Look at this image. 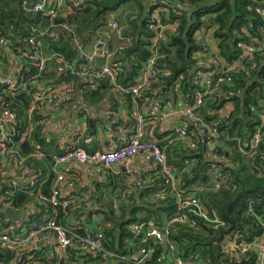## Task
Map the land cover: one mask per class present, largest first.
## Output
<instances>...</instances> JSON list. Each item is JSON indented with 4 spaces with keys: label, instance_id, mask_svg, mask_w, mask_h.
<instances>
[{
    "label": "trees",
    "instance_id": "1",
    "mask_svg": "<svg viewBox=\"0 0 264 264\" xmlns=\"http://www.w3.org/2000/svg\"><path fill=\"white\" fill-rule=\"evenodd\" d=\"M36 1L0 0V40H6L15 52L21 49V52H25L29 58L30 45L25 39L36 37L43 44L48 57L46 67L41 72L29 58L28 68L20 73L24 79L40 84L47 81L49 85L66 83L70 86L71 94L76 91L75 75L79 76V65L84 62L79 45L83 46L94 39L96 32L106 25L107 13L126 2L135 4L137 14L131 18L129 27L131 30H124L126 35L132 36V43L121 52H116L111 63L115 71L116 83L112 84L107 78L97 77L93 73L91 77H81L78 90H83L91 100L98 101L99 97L102 99L106 96L113 85L126 88L148 59L151 34L147 29L149 16L146 15V11L148 8L153 10L155 3L160 0H81V2L75 0L76 5L59 13L58 25L43 13L29 10L30 5ZM168 1L177 10V14L170 11L163 16L166 20L176 21L178 27L176 31L169 33L167 42L159 49L157 67L166 74L159 76L146 96L155 100L159 97L163 102L177 101L180 98L191 104L196 93L207 92L203 96L199 114L206 124L219 119L218 137L213 138L207 134L199 136L195 149L186 147L180 141L176 144L179 145L178 149L174 146L173 151L172 145L167 147L162 144L169 164L175 168L177 176L181 179L175 188L191 189L199 183L205 184L210 179L209 170H218L224 178L219 191L214 194L206 192L199 196L207 197L206 202L219 211L225 227L233 225L231 234H237L238 241L251 243L260 237L264 229L259 222V219L264 222V205L261 203L264 195H258L256 192L243 195L235 204L224 210V216L221 207L234 199L242 188L264 191V140L257 145L255 153L247 155L248 151H252L250 141L260 123V105L264 101V49L255 53L254 59L243 65L248 71L247 74L243 69L227 73H216V71L222 63L230 64L238 58L239 50L236 47L238 41H247L252 37L261 38L260 17L255 10L259 5H264V0ZM51 24L53 27L49 28ZM63 24L72 31L63 29ZM48 28L45 35H40L41 31ZM203 29L211 31L215 62L209 59L210 50L206 47L205 41L199 39ZM52 32L57 34L58 39L50 35ZM204 75L208 78L202 80ZM218 77H223L224 80L217 84L214 91L209 92L211 88L206 86L207 80L213 79L215 84ZM91 85H96L97 89H91ZM100 89L103 90L101 95L98 93ZM126 96L131 97L128 93ZM222 96L225 99L220 102ZM30 103L31 97L28 93L8 92L0 85V113L5 110L16 114V121L9 129L11 131L8 138L13 142L18 153L26 157L27 163L39 173L38 181L33 188L24 185L22 189L16 190L10 187L8 182L11 177L8 176V167H3V171H0V229L9 223H14L13 220L5 217L7 208H3L5 203L3 196L11 201L8 210L20 214L30 205L40 204L37 196H49L51 192L53 178H48L46 182H42V179L45 173L43 164L50 166L49 157L52 153L44 148L43 117L39 112H35L29 121ZM140 103L141 101H138V104ZM226 104L230 105L228 111L224 115H219L218 111ZM30 122L32 126L30 134L26 139L20 140L19 136H15L17 130H24ZM195 128L193 124L187 130L192 131ZM38 150L45 153L44 159L33 157ZM122 188L125 189L123 194L119 192V196H116L120 199L116 200V209L111 200L105 202L100 197L95 209L92 207L93 209L88 212V218L94 213L100 212L103 215L102 223L97 229L104 235V248L116 254L125 253L123 240L132 237L127 226L137 219L136 214L139 211L146 212L148 217L159 223L162 214L167 218L178 213L177 191L167 179L156 173L154 177L151 176L150 182L138 196L135 192H127V187ZM42 204L46 205L47 202ZM250 206L253 211L248 210ZM78 212L80 213L81 210L75 207L74 203L65 211L58 207L55 219L64 225L57 217L63 218L70 213L80 215L77 214ZM32 216L28 215L27 219L41 220L42 217ZM192 220V226L176 225L172 239L177 242L184 257L200 253L204 259L202 264H215V249L208 244V241L216 236V229L206 225L201 218L194 217ZM75 232L89 234L90 230L77 228ZM150 247H155L156 252L159 250L152 241L146 243V248L150 249ZM250 250L248 249L240 257L222 252L220 264H253L256 254ZM156 252L145 264H158ZM67 254L70 256L69 259L62 260L59 264H74L78 260H92L98 264H122L113 260H104V257L98 253L80 250L75 244L69 247ZM29 255L36 260H31L30 264L52 262L49 258H43L39 251L33 253L25 251L21 259L28 262ZM94 255L98 257L94 258ZM19 257L17 250L2 247L0 242V264H8L18 260Z\"/></svg>",
    "mask_w": 264,
    "mask_h": 264
},
{
    "label": "built area",
    "instance_id": "2",
    "mask_svg": "<svg viewBox=\"0 0 264 264\" xmlns=\"http://www.w3.org/2000/svg\"><path fill=\"white\" fill-rule=\"evenodd\" d=\"M74 5H76L75 0H37L30 5L29 10L34 13H43L58 25L60 24L57 23L59 13ZM155 5V9L151 10L147 20V29L151 34L149 57L143 63L135 78L128 83V86L126 88L121 87L122 91L130 94L132 99L137 103L141 101L139 104L140 111L136 116L134 127L130 130L126 129L122 131L121 142L117 147L111 150L97 152L86 151L78 141L80 132L75 131L70 135L71 141L68 145L50 155L54 174L51 183V192L49 196L39 195L37 199L40 204L47 202L46 205L42 204L43 208L46 209V212L49 211L52 214L44 217L42 220H36L34 218L28 220V213H20L18 215L21 216L17 221L9 223L0 229L1 246L15 251L17 250L20 256L18 260L8 264H30L31 260L36 261L35 258H32V255L27 257L29 259L28 262L21 259V257L25 251L32 253L38 251L40 243L44 239H50L51 235L54 237V243L47 258L51 259L54 264H59L62 260L68 259L67 252L72 244H75L80 250L98 253L106 260H113L122 264H145L156 252L155 247H150V249L146 248L148 241H152L154 245L159 247L158 252H156V261L158 264H196L198 262L202 264L204 259L200 253H196L191 257H184L183 253H181L177 242L172 239L175 226H192L193 220L191 221V219L195 217L203 219L206 225L216 230L219 227L228 228L221 221L219 211L206 202L207 197L200 198L199 196L202 193L214 194L219 191L222 186V179L224 178L216 169L209 170L210 179L205 184L199 183L191 189H176L174 187V190L177 191L178 213L167 217L165 222L161 221L159 223L151 217H140L132 221L127 226L128 231L132 233V237H127L123 240L125 250L123 254H116L105 249L103 246L104 235L97 228L90 231L89 234H77L75 229L79 227H67L58 223L55 219L58 207L64 211L68 209L70 204L74 203L76 207L75 200L65 196L62 192V184L65 177L62 165L78 163L109 168L115 163H127L136 155L144 154L146 159L155 165L156 174L171 180L172 183H180L181 181L180 177L175 174V169L169 164L167 153L162 144L158 140L146 138V126L148 122L154 120L159 121L166 116V113L162 112L159 103L150 101L146 93L152 90V85L158 81L159 76L166 74L165 71L157 67L159 49L167 42L169 33L176 31L178 27L176 21L166 20L163 16L164 13L170 11L177 14V10L168 0H160ZM255 11L260 17L261 38L252 37L247 41H238L236 43V47L239 50L238 58L230 64L222 63L216 73H227L243 69L244 73L247 74L248 71L243 68V65L254 59L255 53L264 49V5H259ZM52 27L51 24L49 28ZM49 28L41 31L40 35H45ZM62 28L69 32L72 31L65 24L62 25ZM106 28V33L109 36L115 37L119 41V45L114 49L105 46L102 50L92 54H85L83 46L79 45L80 55L84 59V62L79 65L78 75L80 77H91L95 73L97 77H105L112 84H115V71L111 67L114 54L121 52L126 46L130 45L133 38L130 34L126 35L124 33V29L115 19L109 21ZM210 34V30L203 29L199 35V39L201 38L205 41L206 47L210 50L209 59L211 62H215V48L209 43L211 41ZM50 35L58 39L55 32H52ZM25 42L30 45L29 58L32 64L37 67L39 72L43 71L48 60L43 44L36 37L25 39ZM98 42L102 46L105 40ZM18 52H21V49ZM98 57H103L105 61L99 70L94 66V61ZM206 78L208 76H202V80ZM223 80V77H218L215 84H213V79L207 80L206 86L211 88L209 92L214 91L217 84ZM0 85L4 86L8 92L24 91L30 95L31 103L28 109L29 121L33 113H43L51 104L60 99H66L71 94L70 86L66 83L42 86L39 82L33 83L24 79L20 74L15 77L0 75ZM206 93H196L191 104L185 103L176 111L179 116L193 123L196 129L188 131L184 127H174L169 136L171 140L176 139L184 143L186 147L195 149L199 142V136L207 134L213 138L218 137L219 119L217 118L212 123L206 124L204 118L199 114V108L203 104V96ZM229 106V104H226L218 111V114L224 115L228 111ZM260 107V123L250 141L252 151H248L247 155L255 153L257 145L264 140V101ZM15 121L16 114L14 112L4 110L0 113V158L3 167H8V176H11L8 179L10 187H14L16 190L22 189L24 185L33 188L38 181L39 173L27 163L26 157L18 153L13 142L8 138V134L11 131L9 129L14 125ZM31 128L30 122L24 130L18 129L15 136H19L20 140H24L30 134ZM33 157L41 160L45 158V153L38 150L33 154ZM19 174L25 176L24 179L26 180L20 182ZM2 199L5 200L3 208H7V213L10 211L8 208L11 207V201L6 196H3ZM261 203L264 205V198H262ZM248 210L253 211L252 206ZM259 222L264 227V222L260 219ZM224 237L228 238L229 247L222 249L223 253L240 257L248 249H251L250 251L256 254L253 264H264V229L260 237L251 243L238 241V235H232L231 232L224 235ZM30 246H32V249L26 250ZM35 263L38 264V262Z\"/></svg>",
    "mask_w": 264,
    "mask_h": 264
},
{
    "label": "crops",
    "instance_id": "3",
    "mask_svg": "<svg viewBox=\"0 0 264 264\" xmlns=\"http://www.w3.org/2000/svg\"><path fill=\"white\" fill-rule=\"evenodd\" d=\"M77 1L81 2V0ZM69 8H66V10H69ZM146 12V15L149 16L151 10L148 8ZM135 14H137V8L133 2L123 3L116 10L107 13L106 25H108L109 21L115 19L124 30H129L131 18ZM106 25L96 32L94 39L83 45L85 54L98 52L105 46L114 49L119 45V41L115 37L109 36L106 33ZM104 40L105 43L101 46V43L98 41L103 42ZM210 40V45L214 46L211 37ZM28 61L29 58L25 52H15L6 40H0L1 76L15 77L19 75L22 70L28 68ZM104 63L103 57H98L94 61V66L99 70ZM41 85L46 86L49 84L47 81H43ZM74 86L76 91L72 92L68 98L56 101L40 114L43 117L42 123L44 125V148L49 153L61 150L62 147L68 145L71 141L70 135L75 131L80 132L78 141L88 152L106 151L117 147L121 142L122 131L126 129L130 130L134 127L136 116L140 111L139 104L132 97L126 96L127 93L122 91V86L120 85H113L106 96L102 99L99 97L98 101L91 100L84 94L83 90H78L79 85ZM90 88L96 90L97 86L91 85ZM102 92V89L98 90L99 95ZM150 101L158 102L162 112H165L166 116L162 120L148 122L146 126V138L158 140L161 144L167 145V147L172 145V151L174 146L178 149L179 145L176 144L179 141L176 139L171 140L169 136L174 127L179 126L188 129L193 125V123L176 113L186 101L179 98L177 101L163 102L159 97L156 100L155 98L150 99ZM43 165L45 166L43 168L45 173L42 182H46L49 180L48 178H54L51 160L50 166ZM3 169L1 162L0 171H3ZM62 169L65 174L62 192L65 196L75 200L76 207L80 208L81 212L77 213L80 215L70 213L63 216V218L57 217V219L64 226L85 228L90 231L99 227L103 220V215L100 212L94 213L88 218L89 210L93 209L92 207L95 209L96 202L99 201L100 197L105 202L111 200L116 209V200H120L116 196H119V192L122 193L125 190L122 187H127V192H135L138 196L150 182L151 176L153 175L154 177L156 173L155 165L149 162L144 154L136 155L127 163H115L109 168L72 163L62 165ZM24 178L25 176L19 174L20 182L26 180ZM168 181L172 187H176L178 184L176 182H173V184L171 180ZM24 213L33 216L41 215V220L52 214V212H46V209H43L41 204L30 205ZM136 215L137 218L148 217L144 211H139ZM165 220L166 216L162 214L161 221L165 222ZM53 239L54 237L51 235L50 239H44L39 245L40 250L38 251L45 259L52 250ZM29 249H32V246L26 248V250ZM69 257L68 255V259ZM93 257L97 258L98 256L94 255ZM103 259L106 260L105 258ZM95 263L98 264L92 260H78L74 262V264ZM38 264L44 263L38 262ZM50 264H54V262Z\"/></svg>",
    "mask_w": 264,
    "mask_h": 264
},
{
    "label": "water",
    "instance_id": "4",
    "mask_svg": "<svg viewBox=\"0 0 264 264\" xmlns=\"http://www.w3.org/2000/svg\"><path fill=\"white\" fill-rule=\"evenodd\" d=\"M57 23H59V21H57ZM75 78L77 79V85L78 83L80 82L81 80V77L75 75ZM225 98L222 96L220 98V102H222ZM39 114H42V112H39ZM250 192H256L258 195H264V191H259L257 189H245V188H242L241 191L236 195V197L234 199H232L229 203L227 204H224L222 207H221V211H222V215L224 216V210L235 204L243 195L247 194V193H250ZM21 215H18V214H15L11 211H8L6 214H5V217L7 219H10V220H13V221H17L19 219ZM232 226L228 227V228H224V227H219L217 230H216V236L211 238L209 241H208V244L211 245L214 249H215V256H214V262L215 264H220V257L222 255V249H221V246H220V242L223 240V237L224 235L228 234L231 232L232 230ZM112 262V261H110Z\"/></svg>",
    "mask_w": 264,
    "mask_h": 264
},
{
    "label": "rangeland",
    "instance_id": "5",
    "mask_svg": "<svg viewBox=\"0 0 264 264\" xmlns=\"http://www.w3.org/2000/svg\"><path fill=\"white\" fill-rule=\"evenodd\" d=\"M220 246H221V249L229 247V240L227 237H224V239L220 242Z\"/></svg>",
    "mask_w": 264,
    "mask_h": 264
}]
</instances>
